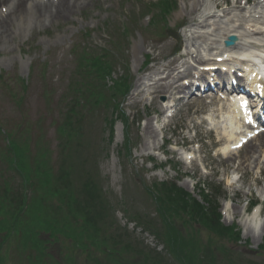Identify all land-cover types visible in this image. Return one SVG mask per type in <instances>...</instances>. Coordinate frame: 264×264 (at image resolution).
<instances>
[{
  "label": "rangeland",
  "instance_id": "rangeland-1",
  "mask_svg": "<svg viewBox=\"0 0 264 264\" xmlns=\"http://www.w3.org/2000/svg\"><path fill=\"white\" fill-rule=\"evenodd\" d=\"M183 6V0H178L177 12L170 19L171 24L179 22L183 18L188 21L186 16L181 15ZM144 10L143 8V12ZM138 13L142 14V7L138 6L134 0L86 1L80 5L69 19L61 20L58 23H51L33 30V35L30 38L29 36L25 39L15 38L10 50H2V42L0 39V72H5V83L13 92H16L15 84L17 83V77L20 76L19 73L23 74L22 69L26 77L27 67L30 63H33L35 66L43 62L48 64L46 69L50 73L49 77L54 74L55 82L60 69H64L65 72L74 71V59L71 56L73 42H80L79 47H83L84 44H98L99 47H97V50L100 48L106 51L109 48L108 45L111 43L110 38L120 36L121 29H126V35L131 34L132 43L127 44L124 40L121 44V50L124 51V59L130 63V79L133 90L137 78L146 75V71L152 68V66L156 63L162 65L173 57H177L168 53L169 46H163L166 41L172 43L175 42L174 40L169 39L163 43H159L156 37H147V34L142 31V28L146 25L147 18L141 19V14ZM127 17L130 20L129 22L126 20ZM137 19H140V21L137 22ZM176 35L178 36V42H181L183 40L182 34L176 33ZM81 39H84L85 42L83 43ZM20 40L25 45L22 43L18 45L17 43H20ZM140 45L142 48L141 52H136L134 49L135 46L138 47ZM153 46L159 49L154 48L155 50H152L151 48ZM18 48H20L23 54L27 55L25 58L27 61L26 67L22 66L18 60ZM148 52L152 53V56L150 55L151 64L144 67L145 60L143 57L146 58ZM154 56L157 57L156 61H152ZM121 67L122 63L118 62L115 74L113 75L114 79L122 75ZM137 67L141 69L138 73L136 72ZM166 97L168 100L167 95L160 96L156 101L159 103L164 101L166 103ZM7 102V97L5 95L2 97L1 95L0 84V113L2 118L15 122V115L11 113V107L6 104ZM154 103L155 101L152 102V98L147 96L143 99L131 100V103L124 105L127 115L129 117L131 116L134 120L132 140L134 141L137 138V146L129 162L124 161V163H121L116 155L117 150H119L122 144L119 125L115 126L112 144L105 146L108 157L101 156L97 158L98 172L102 178L101 188L105 191L106 195L103 196L109 206L107 214H104L101 210L99 216H103L104 218H101L106 220L108 227L105 230L107 233L106 237L109 235L110 237L108 238L115 242L116 247H118L117 249L122 253L118 256L119 258L116 257V264H138L140 262L142 263L144 259L146 261L150 260L148 262L149 264L158 262L159 264H177L172 261L173 255L170 253V251H175V249H171L170 247L167 249L162 242V237L160 236V232L163 231L162 225L150 202V198L145 193L144 182L151 184L156 181H172L177 182L179 185L183 184L185 187L187 184H192L195 187L193 197L199 201L201 200L198 188L199 184H205L206 188L209 186L211 188L213 186H220L221 190L219 193L221 194L219 200L214 198V195L218 192L210 188L211 194H213V197L210 194L211 199L219 206L225 202H229V206L234 207V204L238 203L239 208H245V205L249 201L260 202L264 199V194L261 195L259 193V188L264 186V177L255 179L258 171L253 168L254 165L251 171L246 173L238 170L236 175L240 182L236 183L233 187H239V193H234L233 188L226 187L225 180L230 177L232 167L235 163L226 164L219 157L217 150H215L216 147L212 145L213 139L210 131L218 129V126L214 121H212L213 124H209L210 121H207L205 125L201 124L203 120L202 115L205 113L204 109L206 108L201 104L199 97L190 95L188 100L184 102L185 104L182 103L179 106L180 111L172 118L171 122H168V126L166 127H164V123L166 122L162 123L160 116L151 112L153 108L156 110L160 109V106L154 107ZM42 107L43 100H41L39 94H32L31 91L25 102V109L29 117H34ZM202 107L203 114L201 116L196 115L193 109ZM148 122H151V126L155 131L152 147L163 148V141L165 139H170L171 142L182 140L187 145L191 144L189 147H186L187 150L190 149L193 152L196 150L199 151L196 157L193 155L195 158L193 165L195 167L184 164L180 159L181 155L183 156V152L181 150L174 151V149L171 150L170 157L177 163V173L164 168L158 170L153 165L146 166L147 157H152L149 155L153 151L156 152V149L147 152L141 148L142 142L144 141L143 129ZM45 126L47 127V124ZM138 134L140 136L139 139ZM91 136H95L98 141L105 140L103 144L107 142L109 134L103 128L102 117L96 123L94 134ZM215 137L220 136L216 135ZM46 141L54 151V138L50 128L48 140ZM240 155H247V153L242 152ZM258 156L257 154L255 158L257 159ZM82 157L83 154H81L79 159L82 160ZM153 158L156 165H166L164 164L166 159L160 156ZM262 160L264 161V158ZM184 191L188 192L186 189ZM91 195L94 198V195ZM262 205L264 210V201ZM109 210H111L110 213ZM94 215H97V213L94 212L90 215L92 220H94ZM236 217L239 216L232 217L230 214L227 216L224 215V224L226 226L231 225L233 221L237 220ZM262 218H264V211ZM237 221L240 222L239 220ZM175 225L181 237L193 241L194 244L197 246L200 245L205 250L209 249L215 260L227 256L228 260L232 261V263L229 262L228 264H264V261H261L256 255L262 243L261 238V241H258L259 239L256 240L251 235H249L250 237L241 235L240 241L232 244L226 238L221 240L208 232L202 231V228L196 224L184 225V228H182L180 222L177 221ZM85 243L91 245L93 243L96 246V250L100 251V246L93 239L87 240ZM221 243L224 244V247H221ZM48 247L51 251L52 247L50 245ZM83 249L81 248L82 251ZM223 250L224 253H220ZM199 252L200 250L196 249L188 258L196 259V255ZM60 253L61 251L57 255L59 256ZM219 253L221 258L219 257ZM101 254L106 258V263H112L110 254H105L104 252ZM61 255L63 256L62 253ZM84 259L81 260L82 264L85 262ZM237 259L240 261L238 262ZM222 261L225 260L222 259L220 262H213V264H226L221 263ZM59 264L66 263L59 261Z\"/></svg>",
  "mask_w": 264,
  "mask_h": 264
},
{
  "label": "bare ground",
  "instance_id": "bare-ground-1",
  "mask_svg": "<svg viewBox=\"0 0 264 264\" xmlns=\"http://www.w3.org/2000/svg\"><path fill=\"white\" fill-rule=\"evenodd\" d=\"M207 1L208 0H189V5H187V2L184 0V7L182 9L183 13L188 16L189 20L198 19V23L196 24L197 28L208 29V31L202 33L190 32L188 37L186 35V41L191 43L192 41H198L201 50L195 51V55H193L194 52H187L186 54H183L181 58L178 57L177 59L169 62L159 69H152L148 75V79L150 80L151 84L147 87L146 90L141 89V87L143 86L142 78L139 79L138 88L140 89V91H144V93L146 94L150 93V95H152L154 99H157L159 95H165L173 90L176 95H180V97L176 100H172L174 106L178 105L185 95L197 91V89L194 88V84L190 83L188 86H177V83L175 82L177 77L183 74L190 76L191 72L193 71V66L188 63V59L186 60V58L191 55L192 57H190L189 59H192L193 62L197 65L204 66L203 64H205V61L201 54V51H208L214 46H221V42L223 41L225 36L227 37L229 35H234L235 37H237L238 43L236 46L238 47L229 49V53H231L229 56L225 55V53H227V50L222 49L219 52V56L222 58L227 57L235 59V52H239L242 49H250V51L257 50L264 53V32H262L259 27H257L262 23L259 22V19L256 17L257 12L251 13L249 8L248 10H246L241 6V3L244 0H238L233 7L220 12L223 17H228L227 22H225L224 25H222L218 21H214V17L216 18V16H219L217 12L218 9L221 8L222 4L226 5V8H228V0H220V3L218 2L219 0H212V7H210ZM75 3L81 5L80 0H68L67 2H65V0H60L57 3H52L51 0H47L46 2H44L43 0H0V36L5 46L7 47V42L10 41L11 38L16 34L26 35L33 24H36V22L61 21L60 19H65L68 17L70 18V15H72L76 11ZM248 24H254V28L246 31L245 28L248 26ZM221 35H223L224 37H220ZM208 41L210 43H207ZM255 53L256 52H251V54ZM237 57L239 58L240 56ZM229 64L232 66L240 65L241 68L242 66H244L245 70L249 67L248 63H246L245 61L238 62L236 60H233L232 62L226 63L224 65ZM179 68L184 69L182 73L178 72ZM176 72L178 73L175 75ZM215 76L221 80L235 78V75L226 77L223 76L220 72H216ZM253 77L256 82L258 80L256 74H254ZM253 82L254 81H252V84ZM137 93L138 90L136 89L134 90V93L132 95H135ZM202 96L203 95H201V97ZM144 135L147 139L154 138L155 133L150 123L145 126ZM231 138H234V142H236L237 137L234 134L231 135ZM147 146L148 144L144 143L142 148L145 149L147 148ZM263 148V140L254 141L248 144L246 148H244L246 149L244 152H246L247 155L239 156V153L237 154V152H235V156L233 158L229 157L227 163H234L237 160L236 170L238 169L240 172L245 173L249 172L251 171L253 165L258 164L259 158L256 159L255 156L259 153L264 154ZM262 174H264V169ZM238 181L239 180H237V182ZM183 187L189 191L193 189V186H190L189 184H187L186 187L183 185ZM259 193L261 195L264 194V186H261L259 188ZM231 212H233L234 215L241 213L237 208V204L236 207L232 208ZM261 230H264V226ZM251 233L253 236L255 235L254 227L250 226V228H245V233L243 234H245V236H248V234ZM260 237L261 234L257 235L256 240L260 239Z\"/></svg>",
  "mask_w": 264,
  "mask_h": 264
}]
</instances>
